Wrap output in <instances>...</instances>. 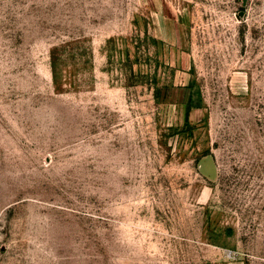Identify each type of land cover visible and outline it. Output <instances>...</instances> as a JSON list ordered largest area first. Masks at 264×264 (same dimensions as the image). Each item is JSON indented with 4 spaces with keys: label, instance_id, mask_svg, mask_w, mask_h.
<instances>
[{
    "label": "rangeland",
    "instance_id": "rangeland-1",
    "mask_svg": "<svg viewBox=\"0 0 264 264\" xmlns=\"http://www.w3.org/2000/svg\"><path fill=\"white\" fill-rule=\"evenodd\" d=\"M0 264H264V0H0Z\"/></svg>",
    "mask_w": 264,
    "mask_h": 264
}]
</instances>
